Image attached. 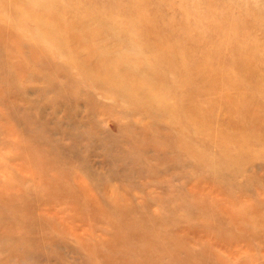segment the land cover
<instances>
[{
    "label": "rangeland",
    "instance_id": "rangeland-1",
    "mask_svg": "<svg viewBox=\"0 0 264 264\" xmlns=\"http://www.w3.org/2000/svg\"><path fill=\"white\" fill-rule=\"evenodd\" d=\"M0 264H264V0H0Z\"/></svg>",
    "mask_w": 264,
    "mask_h": 264
}]
</instances>
